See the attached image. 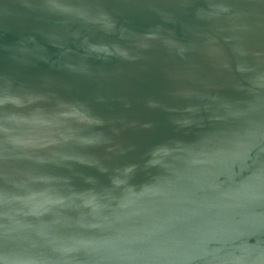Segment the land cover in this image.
Masks as SVG:
<instances>
[{"label": "water", "instance_id": "1", "mask_svg": "<svg viewBox=\"0 0 264 264\" xmlns=\"http://www.w3.org/2000/svg\"><path fill=\"white\" fill-rule=\"evenodd\" d=\"M0 264H264V0H0Z\"/></svg>", "mask_w": 264, "mask_h": 264}]
</instances>
